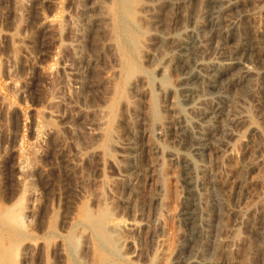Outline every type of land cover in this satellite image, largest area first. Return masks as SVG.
<instances>
[{"label":"rangeland","instance_id":"374dc122","mask_svg":"<svg viewBox=\"0 0 264 264\" xmlns=\"http://www.w3.org/2000/svg\"><path fill=\"white\" fill-rule=\"evenodd\" d=\"M30 1L34 6L27 2L15 12L9 0H0V30L15 34L12 39L0 38V94L12 101L8 114L15 113L11 120L0 108V206H16L28 220L22 231L11 232L24 242L18 264H38L37 247L44 239L66 238L83 203L94 222L104 224L111 243L104 251L107 260L101 248L94 250L97 255L88 250V258L95 255L92 264H114L123 255L131 256L135 264H168L183 229L177 223L180 166L171 164L164 150L138 156L130 164L132 171L121 157L128 144L139 142L147 126L145 105L137 95L150 69L149 59H142L149 38L139 12L145 0H123L127 8L120 13L121 19H127L130 38L125 47L131 68L124 81L125 97L132 104L129 124L120 122L123 102L111 116L113 121L107 111L122 79L108 11L112 0H50L56 7L35 0L37 9L40 5L37 12ZM149 1H159L158 18L171 22L173 11L167 0ZM189 5L203 9L196 0ZM41 22L49 24V32L37 27ZM223 25L234 30L220 39V52H213L206 41L207 54L222 64L236 63V70L249 69L254 76L249 90L242 81L220 80L224 121L215 125L212 148L218 152L206 161L203 175L206 226L199 254L203 264H264V0H238ZM234 37L245 53L232 51ZM72 44L79 48L74 50ZM153 77L159 78L154 71ZM161 82L174 85L176 75L168 73ZM17 86L23 93L16 92ZM238 114L245 115L244 121H229ZM39 122L46 124L45 130L34 131ZM106 132L111 151L103 159L97 145ZM168 136L154 137L161 149L166 148ZM241 166L245 167L242 176L235 172ZM119 171L126 177L116 182ZM223 181L227 187L218 186ZM132 219L147 228L130 230L134 245L128 249L115 236ZM69 250L67 264H85L87 256ZM42 258L47 264L56 261L50 250Z\"/></svg>","mask_w":264,"mask_h":264},{"label":"bare ground","instance_id":"6f19581e","mask_svg":"<svg viewBox=\"0 0 264 264\" xmlns=\"http://www.w3.org/2000/svg\"><path fill=\"white\" fill-rule=\"evenodd\" d=\"M9 1L13 5L15 12L22 10L28 1L31 2L30 0ZM46 1H48L47 3L50 6L53 4L56 7L57 5L56 2ZM189 1H166V4L173 11L171 22L168 23V20L165 23L164 20L163 22L158 18L157 3L159 1L145 0L141 4L139 10L140 20L144 23V27L148 29L147 33L149 34L142 51V59H149L150 69L142 77V87L137 91V95L140 96L143 105H145L144 118L147 121V126L139 135V142L128 144L121 155L128 164L129 171L133 170V166L130 164L135 158L144 153L153 155L160 150L166 152L168 161L171 164L180 166L179 173L182 185L177 223L178 227L183 229L178 238L177 247L168 264H203L199 251L205 235L206 213L202 207L203 203H205V198L201 195V190L203 175L208 170L206 161L214 153L218 152L217 149L212 148V136L215 132V125L224 121L221 107L223 97L220 94L222 89L220 80L225 77L229 84L235 81H242L243 88L249 90L254 76V73L249 69L241 68V70H236V65H234L236 63L222 64L216 58L207 54L205 47V42L210 41L213 52L222 50L219 45L220 39L224 34L234 30L232 26L223 25L225 16L236 7L238 0H196L197 3L200 2L202 4L203 9L191 8ZM32 2L35 3L34 9H37L36 3L38 4V2H35V0H32ZM31 5L34 6V4ZM37 6L40 7V5ZM39 7L36 12L40 11ZM125 8H127V3H124L123 0H112V4L108 7L115 30V43L120 58L122 79L121 84L115 86L113 95L108 100L107 111L111 119V116H115L114 112L117 105L119 106L123 102L125 112L120 116V122L129 124L130 114L128 110L132 104L125 97L124 81L128 79L129 69L131 68L128 67L130 61L125 47L126 41L130 42V38L126 32L127 22L125 23V21L127 19H121L122 16L120 17L121 11H124ZM37 27L41 28L43 32L50 31V26L47 22H41ZM14 35V32L8 33L0 30V38L12 39ZM52 41L57 42L59 39H53ZM233 41L232 51L245 53L239 39L234 37ZM152 45H154L153 48L151 47ZM71 46L74 50L79 48V45L72 44ZM42 70H45V68ZM152 71L156 72L159 76L158 79L155 77L151 78ZM168 73L176 75L174 85L166 86L162 84L161 80ZM210 90L215 91V93L211 95ZM18 91L22 92V89L19 90L17 86L16 92ZM154 100L158 102V104L156 103L158 107V112L156 113ZM11 104L12 101L10 102L0 94V108L4 116L10 112ZM16 110L18 109L15 108ZM154 113L157 115H155L156 117ZM13 114L10 115L13 117ZM17 114L19 113L17 112ZM10 115L8 114V116ZM8 118H11V116ZM228 119L230 122H241L244 121L245 115H232ZM38 127L45 130L46 124L39 122L34 125L33 130L36 131ZM252 130L250 129L249 132ZM167 134H169L168 144H166V148L161 149L154 137ZM120 145L118 144V146ZM97 148L101 150L103 159L108 157L111 151L108 148V132L104 135L103 143L98 144ZM77 152L81 157L85 156L78 149ZM244 169L245 167L241 166L235 172L241 175L240 171H244ZM230 173L232 174V171ZM116 176V182L126 177L121 171ZM236 177L239 176L236 175ZM224 183L223 181L217 184L218 186H223ZM225 186L227 187V184ZM27 223L28 220L25 213L16 206H0V264H18V256L23 249L24 242L13 238L11 232L14 230L22 231L27 227ZM103 227L104 224L102 222H94L92 211L86 203H83L72 218L71 230L66 238L58 236L59 238L52 242H45L44 239V244L37 247L40 251L38 264L48 263L42 258V255L48 250L56 258L54 264H67L65 253L69 249L75 256H87L85 264H92L95 260L94 254H96L94 250L98 248H101L100 254L102 258L107 260L108 257H106L107 254L104 251L111 243L107 240L109 234L104 231ZM146 228V225L135 219L124 222L121 230L115 236V241L122 247L130 249L134 245V238L130 230L135 231ZM238 240L240 239L238 238ZM33 247L36 248L35 246ZM88 250H93L94 253L89 258ZM124 256L121 257L122 261L128 264H135L131 256L127 255L125 256L126 258ZM122 261L114 260L113 262L114 264H123Z\"/></svg>","mask_w":264,"mask_h":264}]
</instances>
